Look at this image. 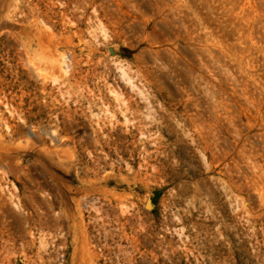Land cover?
<instances>
[{
    "label": "rangeland",
    "instance_id": "rangeland-1",
    "mask_svg": "<svg viewBox=\"0 0 264 264\" xmlns=\"http://www.w3.org/2000/svg\"><path fill=\"white\" fill-rule=\"evenodd\" d=\"M0 264H264V0H0Z\"/></svg>",
    "mask_w": 264,
    "mask_h": 264
},
{
    "label": "bare ground",
    "instance_id": "bare-ground-1",
    "mask_svg": "<svg viewBox=\"0 0 264 264\" xmlns=\"http://www.w3.org/2000/svg\"><path fill=\"white\" fill-rule=\"evenodd\" d=\"M9 3H10V2H9ZM2 8H3V6H2ZM1 15H2V14H1ZM1 17H2V16H1ZM61 57H62V56H61ZM61 57H59V59H60ZM62 60H63V59L57 60L56 67H57V66H59V67L62 66V64H61V63H63ZM57 69H59V68H57ZM57 69H56V70H57Z\"/></svg>",
    "mask_w": 264,
    "mask_h": 264
},
{
    "label": "water",
    "instance_id": "water-1",
    "mask_svg": "<svg viewBox=\"0 0 264 264\" xmlns=\"http://www.w3.org/2000/svg\"><path fill=\"white\" fill-rule=\"evenodd\" d=\"M150 200V199H149Z\"/></svg>",
    "mask_w": 264,
    "mask_h": 264
}]
</instances>
